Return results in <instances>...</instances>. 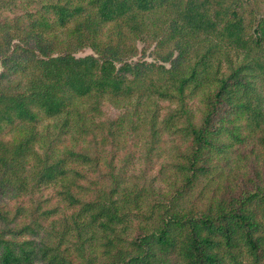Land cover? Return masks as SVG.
Instances as JSON below:
<instances>
[{"label": "trees", "instance_id": "1", "mask_svg": "<svg viewBox=\"0 0 264 264\" xmlns=\"http://www.w3.org/2000/svg\"><path fill=\"white\" fill-rule=\"evenodd\" d=\"M262 1L0 0V195L57 184L63 200L77 207L65 235L75 229L81 249L82 239L97 234L101 254L75 260L65 240L20 238L39 224L14 227L0 209V264H264V183L204 206L191 198L210 180L214 155L242 143L246 132L256 133L264 149ZM144 35L160 48L172 43L176 54L163 58L169 66L129 60ZM84 46L93 52L77 54ZM194 94L203 103L197 122L186 102ZM156 98L176 101L163 121L182 117L190 143L177 164L182 182L147 208L150 189L124 186L118 174L93 198H79L89 185L78 182L86 172L76 166L95 165L98 157L67 146L49 157L32 146L42 118L60 120L53 127L65 134L81 133L106 100L125 108L109 121L107 137L122 125L137 126L139 105ZM150 122L155 127L157 113ZM9 125L17 130L14 139L4 138Z\"/></svg>", "mask_w": 264, "mask_h": 264}, {"label": "rangeland", "instance_id": "2", "mask_svg": "<svg viewBox=\"0 0 264 264\" xmlns=\"http://www.w3.org/2000/svg\"><path fill=\"white\" fill-rule=\"evenodd\" d=\"M259 3V2H258ZM33 5L22 6L18 11L32 9ZM258 9H264V2L258 4ZM93 50L84 46L77 54H86ZM173 50L171 42L161 48L150 35H144L143 39L136 41V51L129 57L130 61H142L161 63L169 66L167 60H163L166 54ZM2 67L0 66V70ZM133 99L126 102L129 111L133 108ZM202 98L200 94L187 95L190 112L194 122H197L202 114ZM144 101V97L142 100ZM176 101L156 98L153 103L138 107V118L135 119L137 126L129 124L122 125L116 134L103 137L112 125V118L124 112L125 108L114 106L109 101L103 100L100 110L93 115L95 122H89L87 131L65 134L58 131L53 125L60 120L53 118H42L36 125L37 138L32 146L42 155L53 157L60 153L64 147H72L76 150L89 152L98 157L95 165L80 167L76 169L85 171L84 177L78 182L89 185L88 189L78 192L81 199H91L95 196L98 187H109L113 183L114 175L118 174L123 179L122 185L132 187H147L150 189L148 197H145L144 206L148 205L156 197H169L174 189L182 182V176L178 171L180 152L187 151L190 140L184 134L185 121L176 117L167 123L164 118L174 112ZM154 109V111H152ZM152 112L157 113V124L152 127L150 122ZM130 117L135 118V114ZM161 120V121H160ZM177 124V125H176ZM157 129L155 136L153 129ZM5 139H14L17 130L5 126L2 130ZM242 143L229 145L225 154L214 155V168L211 171L210 180L200 182V186L191 193V198L198 206H204L209 201H214L222 195H228L233 191H239L264 183V149L258 143L256 133L246 132ZM225 142H231L224 139ZM28 164L32 158H27ZM94 182L95 185H91ZM57 184L41 185L34 189L29 185L27 190L18 193L15 190L5 191L0 195V209L4 211L9 223L14 227L23 224H39L36 233H25L20 238L32 237L37 241L55 243L63 241L62 246L68 248V255L77 260L80 257H100L99 239L83 240L81 249L76 237V230L64 232L66 225L72 226L71 216L77 211V207L69 206L57 193ZM203 192V193H201ZM51 208L52 212L46 217L41 215L43 209ZM4 224L0 221V229ZM138 223L135 221L132 230L137 232ZM34 264H40L35 260Z\"/></svg>", "mask_w": 264, "mask_h": 264}]
</instances>
